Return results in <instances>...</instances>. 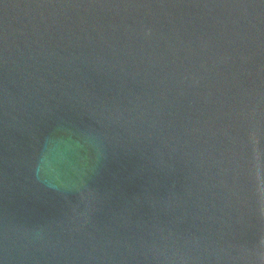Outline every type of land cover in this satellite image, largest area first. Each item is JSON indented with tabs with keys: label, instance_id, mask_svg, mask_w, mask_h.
<instances>
[{
	"label": "water",
	"instance_id": "95a60500",
	"mask_svg": "<svg viewBox=\"0 0 264 264\" xmlns=\"http://www.w3.org/2000/svg\"><path fill=\"white\" fill-rule=\"evenodd\" d=\"M0 264H264V0H0Z\"/></svg>",
	"mask_w": 264,
	"mask_h": 264
}]
</instances>
